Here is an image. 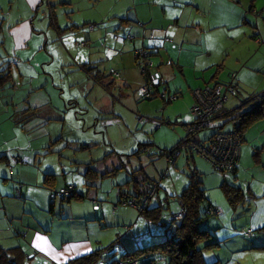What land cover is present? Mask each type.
<instances>
[{
	"label": "rangeland",
	"instance_id": "rangeland-1",
	"mask_svg": "<svg viewBox=\"0 0 264 264\" xmlns=\"http://www.w3.org/2000/svg\"><path fill=\"white\" fill-rule=\"evenodd\" d=\"M43 1L39 10L35 8L33 13L38 27H51L55 30L54 38L49 33L51 47L54 50L57 48L55 42L60 36H57L58 31L55 28L59 25L65 30L62 31L63 34H69L71 51L78 57L75 65L80 61L89 64L96 73L101 71L106 74L110 83L105 80L108 86L102 87L92 76L85 77L77 68L69 70L65 67L63 70L60 65H55V81L49 76L44 91L53 103L48 99L37 110L28 111L27 115L29 117L31 113L28 119L30 124L40 127L47 135L43 142L47 146L37 153V150L33 151L37 144L32 143V148L28 154L23 153L22 159L25 164L32 165L37 161V165H41L42 180L46 173L54 171L58 179L56 186L65 185V181L74 183L70 185H77V192L84 195L82 199H73L70 202L58 201L59 205L64 203V206L76 203L75 216L72 214L74 220L56 223L58 235L61 238L68 237L66 227L70 224L74 230L73 235L81 231L89 236L92 248L84 252L106 247L116 241L113 250L105 253L99 264L120 262L127 251L173 236L174 214L180 210L179 202L173 197L181 194L184 187L180 184L181 179L188 181V175L194 167H199L206 194L214 195L226 181L225 176H230V172L214 169L203 155L193 152L189 146L177 151L174 162L160 153L161 149L171 150L187 136L185 123L194 120L191 113L195 102L192 89L214 81L216 78L211 77L217 68H220L217 78L223 84L232 80L233 73H237V79L242 80L243 77L245 80L240 81L238 94H227L225 109L239 105L241 99L253 91L250 83L256 76L248 74L247 67H243L244 72L241 75L240 70L230 72L227 65L235 63L237 55L242 56L249 49L256 50L259 46H264V0H249L248 7L246 4L242 5L247 0H238L239 5L246 9H240L238 14L225 0L217 1L214 8L215 0ZM52 16L56 22L52 21ZM138 22L144 23L148 30L161 32L173 39L170 45L171 48L173 46L172 50L169 46L163 47L165 62L169 59L177 62L179 56L183 61L174 63L176 79L172 80L170 86L166 85L169 96H177L171 100L164 99L159 94L151 99H142L139 96L145 79L135 57L134 47L158 44L162 48L163 43L150 39L148 30L140 23L138 25ZM92 24L95 27L90 30L89 26ZM71 25L76 28L71 29ZM133 26H138L141 31L138 28L135 31L130 30ZM128 33L134 35V39H127ZM114 35L119 40H114ZM88 39L91 43L89 48L79 46L80 42ZM223 41L228 45L226 50L222 49ZM251 41L255 43L251 44ZM162 50L160 49L161 52ZM91 51L96 55L90 60ZM159 55L160 52L153 58L160 63L162 58ZM228 57L229 62L224 60ZM81 58H85L84 62ZM221 62L226 65L218 66ZM211 64V67L200 69L202 73L205 72V80L202 74L199 78L193 70H189H198L203 65ZM181 67L182 71H179ZM111 68L120 72V79H116V76L110 77ZM210 68L212 72L207 71ZM73 79L81 83H74ZM263 89L264 81H261L256 94ZM233 127V122L228 121L223 130H231ZM214 132L213 128L204 129L193 136L192 140L198 144H207ZM33 139L35 138L31 136V140ZM38 146L41 147V144ZM49 148L51 153H47ZM106 156L107 159L96 166L99 170H112L121 167L123 163L125 168L115 175L101 178L95 186H89L85 177L87 163ZM11 161L16 162L15 158H11ZM133 176L137 179L148 177L160 185L158 197L160 195L165 209L159 222H150L140 215L138 208L125 204L126 199L120 194L119 185ZM173 182H176V186H173ZM123 198L124 201L120 202ZM93 199H96L95 203ZM155 201L156 198H153L150 204H155ZM206 203H210L209 200L203 203V212ZM94 204L99 206L98 209ZM60 210L59 206L57 214ZM64 212L67 216H63V219H70L71 213L68 209ZM81 216L87 217L88 222L82 221ZM212 216L214 215L206 216L203 225L208 218H214ZM137 236L139 240L135 239ZM81 238L83 237L78 235L75 239ZM159 254L162 253H150L138 259L143 264ZM22 264H29V261ZM155 264L167 262L156 261Z\"/></svg>",
	"mask_w": 264,
	"mask_h": 264
},
{
	"label": "crops",
	"instance_id": "crops-1",
	"mask_svg": "<svg viewBox=\"0 0 264 264\" xmlns=\"http://www.w3.org/2000/svg\"><path fill=\"white\" fill-rule=\"evenodd\" d=\"M217 1L219 0L214 1L213 8ZM225 1L236 10L237 14L240 9L241 11L246 10L245 7L239 5L238 0ZM248 1L243 2L242 5L246 4L248 7ZM43 3V0H0V71L7 67L0 75L9 72L11 76L5 84L2 85L0 82V246L6 250L18 247L19 251L15 254L17 260L20 261L23 258L25 263L29 258V264H64L69 259L88 253V251H84L92 248L89 236L81 231L73 235L74 230L70 224L69 227H66L68 237L62 236L61 238L57 233L56 223L58 221L72 222L74 220L76 203L64 206V203L58 204L60 200H51V190L58 189L61 185H55L54 188L46 185L45 180H42L41 177L43 168L41 165H37V161L34 160L32 165L25 164L24 161L17 164L11 161L12 156L22 158L24 154H28L33 146L32 143L37 144V147L33 149V151L37 150L35 151L37 153L47 146L43 143L47 135L40 127L31 125L28 121L31 113L29 117L27 115L28 111L37 110L46 100H51L44 91L49 76L55 81L54 73L57 69L55 65H60L63 70L65 67H68L69 70L77 68L78 71H82L80 73H84L85 77L90 78V75L80 67L83 64L80 63L81 61L75 65L78 57H75L71 51L72 43L68 42L69 34L62 33L65 30L56 25L57 36L60 37L55 42L57 48L54 50L50 45L49 33L51 38H54L55 30H52L51 27L43 29L41 26L38 27L33 12L35 8L39 10ZM52 19L56 22L53 16ZM139 23L148 30L144 23L138 22V25ZM41 24L43 23L41 22ZM71 26L76 28L74 25ZM137 28L138 26H133L130 30L135 31ZM138 30L141 31L140 28ZM151 32L156 37L154 40L163 43L161 48L163 50L159 55L162 61L160 63L155 61L153 71L161 73L167 79V85L170 86L172 80L176 79L174 63H180L182 59L179 56L177 62L173 59L165 62L163 47L169 46L172 50L173 46L171 48L170 45L173 41L166 42L164 39L168 36L161 32L148 30V34ZM86 42L88 44L83 47L89 48L91 46L90 39ZM252 43L255 42L251 41ZM227 46L223 41L222 49L226 50ZM234 46L237 47L235 44ZM95 55L96 53L91 51L90 60L94 59ZM81 59L84 62L85 58ZM229 59L228 57L224 60L229 62ZM234 61L235 63L227 65L230 72L240 70L239 75H241L244 72L243 67H247L248 74H254L256 79L250 83V86L254 88L253 91L248 93L247 97L242 98L239 105L230 109L240 106L246 99L256 94L260 82L264 81V46H259L256 50L249 49L248 53L242 56L237 55ZM212 65H203L198 70L189 68V70H193L199 78L202 74L201 76L205 80L203 77L205 72L202 73L200 69ZM224 65L226 64L221 62L218 66L223 67ZM219 69H216L211 78L219 73ZM178 70L182 71V67ZM207 71L212 72L213 70L210 68ZM98 75L110 83L106 74ZM112 75L111 78L115 77ZM233 75H235L238 89L240 81H243L244 78L239 80L237 73H233ZM87 80L90 82L89 79ZM73 81L81 83L77 79H73ZM218 82L221 81L216 76L214 81L206 82L205 85H214ZM98 85L103 87L99 82ZM204 86L193 88L192 95L194 89ZM162 88L163 86H160V89ZM262 92L264 89L258 93ZM51 103H53L52 100ZM219 119L223 121L220 123L225 126L227 121ZM31 136L35 139L31 140ZM39 143L41 147L38 146ZM49 150L47 153H51L50 148ZM241 150L240 163L235 171L230 172V176H225V182L240 187L244 192V199L236 203L229 202L221 187L216 188L217 192L214 195L206 194L210 203L205 204V209L209 204L222 211L220 215L208 218L204 225L200 224L202 229L211 232V239L208 242L219 244L203 252L207 264H264V117L248 127L243 133ZM37 155L39 156V154ZM195 168L199 170V167ZM57 180L56 178V183ZM181 183L184 186L183 191L189 183V175L188 181L182 178ZM20 185V192H18ZM173 186H176V182H173ZM179 196L175 197L178 202ZM158 204H162L160 195L156 197L155 204L150 206ZM59 206L61 210L57 214ZM168 206L170 207V203ZM66 209L71 213L68 220L63 219V216H67L64 212ZM80 218L82 221L88 222L87 217L81 216ZM246 228L253 229L250 236L243 234V230ZM78 235L83 238L75 239Z\"/></svg>",
	"mask_w": 264,
	"mask_h": 264
},
{
	"label": "trees",
	"instance_id": "trees-1",
	"mask_svg": "<svg viewBox=\"0 0 264 264\" xmlns=\"http://www.w3.org/2000/svg\"><path fill=\"white\" fill-rule=\"evenodd\" d=\"M73 28L75 27H72L71 29ZM80 67L84 70V72L92 76L94 79H96V81L101 83L103 86L105 87L108 86L104 78L99 77L98 75V74L104 75V73H102L101 71H97L96 73L95 71L92 70L93 67L89 66V64L87 63L81 64ZM6 68L2 69L0 73L3 72V70H5ZM142 75L144 79L147 80L146 74L143 73ZM216 76H214V78H216ZM10 77L11 76L9 72L0 75V82L2 83V85L8 82ZM263 117H264V92L253 94L250 98L246 99L244 103L233 109L229 110V109H225L224 107L223 111L218 116V118L224 119V121L233 122L234 124L233 129L236 130L237 133H241L242 137H243V133L246 131V129H248V127H250L258 120L262 119ZM235 121H237V124H235ZM185 142L186 139L185 140L182 139L171 150L161 149L162 152L160 154L162 156L163 155L168 156L169 154L174 156L177 153V151H180L181 148L184 147ZM11 158L14 157L12 156ZM19 158L21 160L19 162L24 161L21 157ZM106 159L107 156L105 158L93 160L90 163H87L85 167V177L89 182V186H95L96 183L101 178H104L105 176L108 177L111 175H115L116 173L120 172L122 169L125 168V164L123 163L121 167H117L112 170H104V171L99 170L96 166L99 163L104 162ZM15 163H18V161H16ZM237 166L233 170L227 172L235 171ZM56 178H57V174L49 171V173H46L44 179L45 184L51 188H54L56 185ZM149 182L157 183V181L150 179L148 177L146 179H137L135 176H133L132 179H130L129 181L123 183L122 185H119L120 194L126 200L135 199L136 197L143 196L147 192V185ZM70 186L72 185H70V183H67L66 185L61 186L58 189H52L50 192L51 200L70 202L73 199H82L84 197V195L77 192V188H78L77 185H73L74 187L72 189H70ZM20 187L21 185L18 188V192H20ZM125 187H127V189H125ZM158 187L160 188L159 184ZM221 188L224 194L226 195L227 199L231 203H236L244 199V192L238 186L229 184L224 181L221 185ZM128 190H132V191L130 192ZM63 192H68V193L67 195H64ZM54 194H56L55 197H52V195ZM124 198L120 199V202H123ZM206 200H207L206 189L203 186L201 173L194 167V170H192L189 175V183L187 187L182 191V193L179 196V205H180L179 211L183 209L185 215L182 219L178 220L175 217L179 211L174 214L173 221L175 222H174L173 236L168 237L164 241L158 243H153L145 247H140L135 250L127 251L123 255V259L120 262L113 261L111 262V264H130L131 262L134 261H136L137 264H140V261L138 259L139 257L148 255L150 253L156 254V252H160L162 254L157 255L155 258L150 259L143 264H155L156 261H161L162 259L163 261H166L167 264H207L203 252L205 250H210L218 246L219 244L207 242L210 239L211 232L209 230L202 229L200 227V224L203 222L206 216L220 215V214L214 212V210L218 209V207L209 204L207 205L205 212L201 211V207ZM150 205L144 210H140L137 207L140 215L147 218L150 222H159L163 216V210L165 209L163 203L153 207H151ZM94 206L97 205L94 204ZM128 229H131V227H129ZM135 239L139 240L140 238L137 236ZM115 242L116 241L110 243L106 247H100L91 252L84 253L82 255L69 259L64 264H99L104 254L113 250ZM17 251H19L18 247L10 250H6L0 246V264H22L24 262L23 258H21V260L18 261L15 255ZM27 259L29 260V258Z\"/></svg>",
	"mask_w": 264,
	"mask_h": 264
},
{
	"label": "built area",
	"instance_id": "built-area-1",
	"mask_svg": "<svg viewBox=\"0 0 264 264\" xmlns=\"http://www.w3.org/2000/svg\"><path fill=\"white\" fill-rule=\"evenodd\" d=\"M90 30H93L95 25L92 24ZM119 37L114 35L113 39L117 40ZM127 39H134V35L129 34L126 37ZM149 38L154 40L156 37L153 33L149 35ZM166 42H172V38L165 37ZM87 42H80L79 46H85ZM160 45L154 44L151 47H140L134 49L135 57L138 60L139 68L141 73L146 74L147 80L141 88L140 97L142 99H149L161 95L164 99H172L177 97L169 96L168 89L166 88L167 79L158 72H154L153 68L155 66L154 56L158 52ZM111 74L116 76V79L121 78L120 72L111 68ZM233 79L226 83H217L214 85H207L205 87H199L193 90V97L195 102L191 107V113L194 116V120L191 123H187V136L185 146H189L193 152H198L203 155L213 166L214 169L227 172L233 170L238 164L241 157L242 141L243 137L241 133H237L236 130H223L224 124L222 120L218 118L219 114L223 111L226 102L228 100L227 94L232 93L236 94L238 92L237 82L235 80V75ZM163 85V88L160 89V86ZM169 96V97H168ZM141 118V117H139ZM237 124V121H235ZM215 129L210 142L198 144L192 140L198 132L204 129ZM171 162L175 161V157L171 154L168 155ZM16 161H21L19 157H14ZM74 186H70L72 189ZM158 184L156 182H149L147 185V192L143 196L136 197L135 199L125 200V204L131 205L133 207H138L140 210H144L150 205V200L155 198L158 194ZM68 192H63L64 195H67ZM56 194L52 195L55 197ZM173 199H177L173 197ZM98 208L99 206H95ZM217 214H221V209L214 210ZM185 215L183 209L176 214V219H182ZM245 235L250 236L253 233L252 228H246L243 230ZM28 257V256H27ZM130 264H137L136 261L131 262Z\"/></svg>",
	"mask_w": 264,
	"mask_h": 264
},
{
	"label": "water",
	"instance_id": "water-1",
	"mask_svg": "<svg viewBox=\"0 0 264 264\" xmlns=\"http://www.w3.org/2000/svg\"><path fill=\"white\" fill-rule=\"evenodd\" d=\"M143 47H146V46H143ZM151 47V46H150ZM160 49H161V46H160V48H159V50H158V52L156 53V55L160 52Z\"/></svg>",
	"mask_w": 264,
	"mask_h": 264
}]
</instances>
